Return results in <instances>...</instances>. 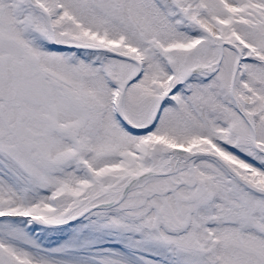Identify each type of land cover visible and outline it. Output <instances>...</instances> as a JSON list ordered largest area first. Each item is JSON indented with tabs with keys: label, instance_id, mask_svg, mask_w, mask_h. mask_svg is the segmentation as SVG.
Wrapping results in <instances>:
<instances>
[{
	"label": "snow or ice",
	"instance_id": "obj_1",
	"mask_svg": "<svg viewBox=\"0 0 264 264\" xmlns=\"http://www.w3.org/2000/svg\"><path fill=\"white\" fill-rule=\"evenodd\" d=\"M0 264H264V0H0Z\"/></svg>",
	"mask_w": 264,
	"mask_h": 264
}]
</instances>
